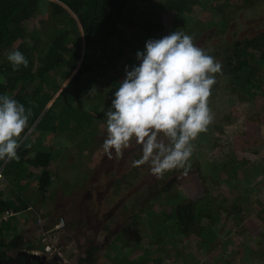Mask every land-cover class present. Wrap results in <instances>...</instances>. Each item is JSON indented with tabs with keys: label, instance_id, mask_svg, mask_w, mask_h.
Returning a JSON list of instances; mask_svg holds the SVG:
<instances>
[{
	"label": "rangeland",
	"instance_id": "374dc122",
	"mask_svg": "<svg viewBox=\"0 0 264 264\" xmlns=\"http://www.w3.org/2000/svg\"><path fill=\"white\" fill-rule=\"evenodd\" d=\"M51 2L57 1H43L37 15L25 24L29 32L40 30L45 43L48 27L41 23L51 14ZM193 4L180 25L162 1L131 4L103 52L91 51V69L84 76L88 85L68 91L70 107L60 99L56 104L64 120L60 128L42 132L31 127L24 146L53 154L54 183L49 193L38 194L39 180L29 176L34 168L27 164L18 176L11 169L0 178V196L18 207V211L10 209L15 216L7 233L26 238L29 253L38 250L44 255L49 242L42 238L47 234L53 236L54 256L66 264L86 257L88 250L94 252L90 264H264V65L256 71L258 80L249 83L259 86L258 91L248 95L233 88L253 63L231 74L224 55H219L264 32V0L250 5L243 0ZM62 7L83 34L78 18ZM147 20L158 22L162 30L146 34L140 25ZM177 30L213 55L222 64V73L217 74L209 99L214 121L193 141L187 174L178 169L157 179L149 165L136 163L142 154L135 144L122 158L114 153L109 158L104 152V113L126 76V66L130 70L140 63L136 53L145 50L146 41ZM82 43L81 60L87 52L84 35ZM77 70L60 67L48 75L43 93L53 94V99L46 109L57 102ZM33 89L29 87L26 95ZM185 206L195 216L189 232L181 233L174 219Z\"/></svg>",
	"mask_w": 264,
	"mask_h": 264
},
{
	"label": "trees",
	"instance_id": "16d2710c",
	"mask_svg": "<svg viewBox=\"0 0 264 264\" xmlns=\"http://www.w3.org/2000/svg\"><path fill=\"white\" fill-rule=\"evenodd\" d=\"M43 1L47 0H0V94H8L23 103L26 108L31 109L30 128L35 127L36 130L42 132H56L57 127L60 128L61 123H64L60 117L62 113L58 114L59 108H56V104L60 99L65 101L63 104L70 107L73 102L67 96L68 91H80L88 85L84 76L91 69L88 64L89 55L94 49L102 53L107 42L114 39L125 9L131 4L136 6L138 3L144 5L162 1L167 10L175 13V24L180 25L186 17L184 15L198 0H56L58 3H50L51 14L41 23L43 27H48L49 36L46 43L40 30L29 32L25 27V24L37 15ZM253 1L243 0L245 4L249 5ZM60 4L78 18L83 34L76 20L70 17L67 10ZM145 15L151 16L152 13L146 12ZM157 24L158 22L154 20H147L140 26L146 34H154L162 30V27ZM225 26H227L226 23H224ZM82 35H84L87 52L81 60ZM16 44L18 45L15 50L21 51L26 56L29 65L27 68L21 66L19 70L14 71L11 63L5 57V53ZM261 44H263V48ZM256 52L260 54L257 55ZM221 54L224 55L231 74H237L244 67L249 65L251 67L250 62L253 63L250 72H247L245 76H239L241 81L234 85L233 91H242L248 95L255 94L259 86L250 87L249 83L258 80L256 71L264 65V32L257 34L255 38L238 41L225 51H221L219 55ZM243 56L248 60H242ZM60 67L69 68V72L78 70L58 97L57 102L46 109L53 99V94L43 93L48 81L47 77ZM227 76L229 77L230 74ZM33 86L31 95H26L27 89ZM56 89L55 91L58 92L59 89ZM56 121L59 126L54 124ZM18 154L19 162L0 161V166L4 168L3 177L9 174L11 169H16L15 174L18 176L22 172L19 167L27 164L34 168V172L29 176L32 175L31 178L37 177L39 180L38 194L46 196L54 183L53 173L50 170V166L54 165L53 154L42 150V148H29L24 145L18 150ZM37 172H40V175L36 174ZM32 181L34 180L32 179ZM7 209L18 211V207L13 201L0 196V212ZM194 216L191 207L185 206L178 211L174 219V226L178 228L179 232L188 233ZM10 224L1 229L3 242L0 245V264H44L27 251L25 248L26 238L23 236L9 237L7 230ZM93 253V250H88L86 257L79 256V259L73 263L90 264L93 262ZM48 264L66 263L55 257Z\"/></svg>",
	"mask_w": 264,
	"mask_h": 264
},
{
	"label": "clouds",
	"instance_id": "9594fccd",
	"mask_svg": "<svg viewBox=\"0 0 264 264\" xmlns=\"http://www.w3.org/2000/svg\"><path fill=\"white\" fill-rule=\"evenodd\" d=\"M140 63L126 66L125 78L114 93L106 116L107 136L103 150L122 158L135 144L157 179L190 167L193 141L214 121L209 106L222 64L193 42V37L173 31L146 41L138 51ZM13 70L27 68L29 61L19 50L9 51ZM32 111L8 94H0V161L19 162L18 150L27 140Z\"/></svg>",
	"mask_w": 264,
	"mask_h": 264
},
{
	"label": "built area",
	"instance_id": "2783aa9c",
	"mask_svg": "<svg viewBox=\"0 0 264 264\" xmlns=\"http://www.w3.org/2000/svg\"><path fill=\"white\" fill-rule=\"evenodd\" d=\"M1 177H3V171H0V178ZM14 216H15V212H13L10 209H7V210L0 212V245L3 242V235L1 233V229L3 228V226L7 225ZM40 223H41V219L39 218L38 219V225L41 226ZM46 235L47 234H44L43 238H42V241H44V242L48 241L49 242V244L45 248V252H44L45 257H44V255L41 256V252L38 250L34 251L32 253V255L38 256L43 263L48 264L51 262L52 259H54L55 257H58V256H54L55 246H54L53 236L47 238Z\"/></svg>",
	"mask_w": 264,
	"mask_h": 264
},
{
	"label": "water",
	"instance_id": "95a60500",
	"mask_svg": "<svg viewBox=\"0 0 264 264\" xmlns=\"http://www.w3.org/2000/svg\"><path fill=\"white\" fill-rule=\"evenodd\" d=\"M34 258H36V259H39L40 260V258L38 257V256H34ZM59 258V257H58ZM59 259H61V258H59ZM45 264V263H44Z\"/></svg>",
	"mask_w": 264,
	"mask_h": 264
},
{
	"label": "crops",
	"instance_id": "0c3cea01",
	"mask_svg": "<svg viewBox=\"0 0 264 264\" xmlns=\"http://www.w3.org/2000/svg\"><path fill=\"white\" fill-rule=\"evenodd\" d=\"M19 168H20V167H19ZM21 168H22V167H21ZM21 168H20V169H21ZM9 224H10V223H9Z\"/></svg>",
	"mask_w": 264,
	"mask_h": 264
}]
</instances>
